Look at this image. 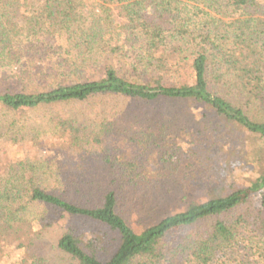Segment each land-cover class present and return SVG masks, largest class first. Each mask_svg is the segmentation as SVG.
Returning <instances> with one entry per match:
<instances>
[{
    "label": "trees",
    "instance_id": "obj_1",
    "mask_svg": "<svg viewBox=\"0 0 264 264\" xmlns=\"http://www.w3.org/2000/svg\"><path fill=\"white\" fill-rule=\"evenodd\" d=\"M169 103L220 136L189 148L203 195L145 155L69 181L127 107ZM127 183L181 208L134 227ZM0 264H264V0H0Z\"/></svg>",
    "mask_w": 264,
    "mask_h": 264
},
{
    "label": "rangeland",
    "instance_id": "obj_2",
    "mask_svg": "<svg viewBox=\"0 0 264 264\" xmlns=\"http://www.w3.org/2000/svg\"><path fill=\"white\" fill-rule=\"evenodd\" d=\"M198 113L203 116V110L200 112L196 110V114H192V112L190 114L185 112L182 105L175 103L147 107L142 110L140 107H127L123 111L124 122H115L105 126V129L113 128L112 133L106 139L111 148L107 146L98 148L95 157L87 160L80 158L79 161L71 160L68 163V169L64 172H67L70 182L73 181L75 184L84 182L86 185L79 186L83 191L88 192L91 189L92 192H95L94 188L100 191L104 185V178H116L117 174L121 175L124 172L121 160L124 164L133 162L137 165L144 160L143 155L145 157L154 156L164 167V175L173 177L172 182L162 183L161 189L187 190L197 192L196 194L201 196L203 195L204 165L199 159L194 158L193 152L189 153V148L199 139L201 143L196 148L203 152V148H206L205 140L217 142L216 139L220 136L212 129L206 128L205 123L203 125V122L195 121ZM211 119H213L212 116ZM211 119L208 118L204 121L209 123ZM145 135L152 139L147 141ZM223 144L224 142H221L216 149L221 148ZM22 149L30 159L35 156L32 144L23 143ZM230 151L228 150V154ZM164 156L165 160H163ZM139 157L140 159L135 161ZM18 158L20 157H12L14 161ZM232 164L230 163L228 166H232ZM216 167L220 168V173L223 175L225 172L223 164L220 163ZM45 172L46 170H42L40 173L44 174ZM115 186L119 187V182ZM140 190L142 193L133 195L136 188L128 183L124 185L123 189L124 209L130 216L128 218L134 227L144 224L148 220L155 221L156 217L181 208L178 201H171L154 193L148 194L143 188ZM167 201L170 203L166 204Z\"/></svg>",
    "mask_w": 264,
    "mask_h": 264
}]
</instances>
